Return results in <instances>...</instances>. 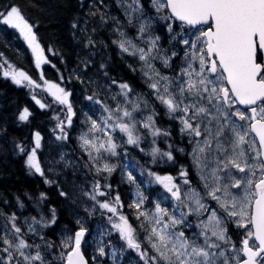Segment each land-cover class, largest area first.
<instances>
[{
  "label": "snow or ice",
  "instance_id": "6c2138e0",
  "mask_svg": "<svg viewBox=\"0 0 264 264\" xmlns=\"http://www.w3.org/2000/svg\"><path fill=\"white\" fill-rule=\"evenodd\" d=\"M60 7L72 66L42 43L24 0H0V26L18 34L39 71L35 79L4 59L3 76L28 87L40 109L56 106L51 131L61 147L79 121V156L44 158L39 130L30 146L13 140L27 174L55 187L59 203L47 191L25 193L37 213L25 215L19 196L0 199V264H264V0ZM115 57L137 83L114 74ZM31 116L24 107L16 119ZM177 154L184 162L173 175L165 165L174 167ZM118 170L120 183L134 187L127 210L111 183Z\"/></svg>",
  "mask_w": 264,
  "mask_h": 264
},
{
  "label": "trees",
  "instance_id": "16d2710c",
  "mask_svg": "<svg viewBox=\"0 0 264 264\" xmlns=\"http://www.w3.org/2000/svg\"><path fill=\"white\" fill-rule=\"evenodd\" d=\"M24 2L29 5L28 11L32 19L39 22L38 35L41 37L42 43H50L60 49L65 54L69 66H72L73 58L68 55L67 48L69 42V34L67 32L68 17L64 13L63 8L60 7L62 0H24ZM15 36L14 31L0 26V52L4 54L0 58V63H3L4 59H6L16 67L28 71L33 78L39 79V71L35 69L34 63L31 61L30 51L22 40L16 39ZM47 55L56 64L57 68L63 70L57 58L53 57L51 53H47ZM129 62L132 61L129 59ZM3 71L4 69L0 68V128L6 127L7 135L0 133V199H7L15 204V197L19 196L28 206V210L24 214L36 215L37 213L32 208L31 202L27 199L25 193L37 196L39 191H47L53 204H58L56 190L55 187L49 189L43 185L39 177L27 174L24 166L25 157L17 153L13 140L22 141L25 145L30 146L31 133L39 130L44 137V158L58 160L60 151L67 152L72 157L79 156V152L73 151L76 148L75 136L79 131V121H76L77 128L71 131L72 139L61 147L60 142L55 140V136L51 131L55 126L52 114L53 111H58L56 106L51 109H40L31 99V90L25 86L14 85L10 78L3 76ZM44 72L48 79L56 80L58 77L56 69L52 68L51 65L44 66ZM114 74L118 77L123 76L133 83H137L139 80L138 73H132L125 64L119 62L118 57H115ZM44 101L50 102V98L46 100L44 96ZM24 107L29 108L32 116L28 122H19L16 116L18 111ZM145 146H147V142ZM159 146L161 148L166 147L163 142H159ZM129 152L142 163L150 160V157L144 156L138 150L129 148ZM182 162H184L183 158L177 154V164L174 167L165 165V168L171 171L173 175H176L179 164ZM61 167L62 165L58 166V169ZM135 174L139 177L138 170ZM67 176L69 179L72 178L70 169L67 170ZM82 178V174L77 175L78 180ZM111 183L114 188L119 185V191L127 210V204L133 199L132 193L129 191L130 187L126 183H120L118 171L113 174ZM0 207H3L2 203H0ZM60 211L61 223H65L66 209H61Z\"/></svg>",
  "mask_w": 264,
  "mask_h": 264
},
{
  "label": "rangeland",
  "instance_id": "374dc122",
  "mask_svg": "<svg viewBox=\"0 0 264 264\" xmlns=\"http://www.w3.org/2000/svg\"><path fill=\"white\" fill-rule=\"evenodd\" d=\"M14 31V30H13ZM16 35H18V34H16ZM4 69V71L6 70V66L3 68ZM36 91V95L38 96V98H40V99H42V100H44V96H45V98H46V100L49 98V97H47L46 96V94L45 93H43L41 90H39V89H37V90H35ZM44 95V96H43ZM71 156V155H70ZM127 184V183H126ZM129 187H130V189H129V191L131 192V188H133V193H134V187L133 186H131V185H129V184H127ZM133 198H134V195H133Z\"/></svg>",
  "mask_w": 264,
  "mask_h": 264
}]
</instances>
